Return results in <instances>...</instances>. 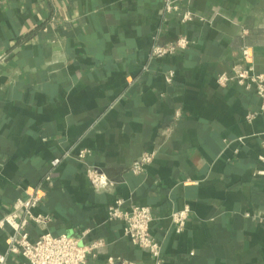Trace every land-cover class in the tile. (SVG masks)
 <instances>
[{"label": "crops", "instance_id": "obj_1", "mask_svg": "<svg viewBox=\"0 0 264 264\" xmlns=\"http://www.w3.org/2000/svg\"><path fill=\"white\" fill-rule=\"evenodd\" d=\"M173 1L167 12L163 0H0V221L38 190L49 222L29 223L30 241L88 231L105 244L96 264H154L108 220L121 200L150 209L161 264H264V114L252 91L215 81L244 66V49L264 74V0ZM187 11L198 18L182 23ZM180 37L189 47L151 57ZM84 149L109 190L72 159ZM184 209L177 234L170 215ZM10 235L0 228V254Z\"/></svg>", "mask_w": 264, "mask_h": 264}, {"label": "built area", "instance_id": "obj_2", "mask_svg": "<svg viewBox=\"0 0 264 264\" xmlns=\"http://www.w3.org/2000/svg\"><path fill=\"white\" fill-rule=\"evenodd\" d=\"M167 12L177 11V6L173 0H163ZM198 18L193 13L187 11L181 15L182 23H189ZM190 42L185 37H180L175 42L162 45H155L151 49V57L164 59L189 47ZM251 53L244 49L241 53L242 67H234L230 73H222L216 76V84L225 87L234 84L245 91H252L260 102L259 112L264 114V74L256 73L251 64ZM173 73L166 76V81L171 82ZM254 115H247L246 120L251 121ZM90 151L84 149L79 151L73 160L83 169L85 177L91 188L96 192L107 191L113 187L114 183L98 168L86 163V158ZM68 157V156H67ZM156 157V152L144 153L133 161L130 171L133 174H141L151 165ZM64 158V157H63ZM66 158V155H65ZM61 158L51 161V169L57 167ZM45 182L51 180L47 174L43 177ZM43 193L38 190L25 200L17 202V210L6 215L0 221V228L8 226L11 235L7 238V249L0 254V264H96L98 255L105 248L102 240L86 242L88 231H84L79 236H52L48 233L42 234L34 241L29 240L27 226L29 223L35 224L41 230L49 222L45 215L36 214L35 209L42 200ZM18 210L23 211V216L18 215ZM188 209L173 212L170 215L174 231L180 234L184 231L188 219ZM107 217L109 221H120L124 224L123 235L134 247L146 252L154 259V264H161L160 247L151 234V224L154 220L149 208L131 205L129 209H123V202L116 200L108 208ZM18 260V262H14ZM104 264H143L133 262L119 257H108Z\"/></svg>", "mask_w": 264, "mask_h": 264}]
</instances>
